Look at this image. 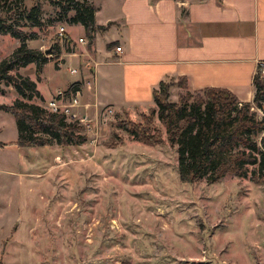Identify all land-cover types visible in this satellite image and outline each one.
<instances>
[{
    "label": "rangeland",
    "instance_id": "1",
    "mask_svg": "<svg viewBox=\"0 0 264 264\" xmlns=\"http://www.w3.org/2000/svg\"><path fill=\"white\" fill-rule=\"evenodd\" d=\"M35 1L44 20L55 16L49 0L24 3ZM59 24L70 25L33 27L37 37L28 44L51 46ZM18 42L0 35V58ZM30 65L23 74L35 80ZM45 76L40 88L48 95L58 83L52 63ZM166 82L171 100L187 91L178 79ZM0 86V103H10L16 91ZM97 118V129L85 130L80 144L19 146L11 142L12 114L0 110V140L8 142L0 145V264H264V181L234 174L215 182L181 178L175 146L150 107L104 118L100 110ZM120 120L149 124L162 139H133Z\"/></svg>",
    "mask_w": 264,
    "mask_h": 264
},
{
    "label": "crops",
    "instance_id": "2",
    "mask_svg": "<svg viewBox=\"0 0 264 264\" xmlns=\"http://www.w3.org/2000/svg\"><path fill=\"white\" fill-rule=\"evenodd\" d=\"M92 2L95 23L104 26L95 30L93 42L88 45L82 24L64 25V38L58 41L60 63L56 66L50 59L39 78L35 74L39 100L45 104L53 91L46 95L40 84L49 63L56 88L77 82L80 110L93 117L105 106L115 111L154 106L152 91L160 80L179 77L186 79L190 91L220 87L251 101L253 75L264 60V0ZM31 63L35 72L33 62L18 72L32 68ZM62 69L68 77L60 74Z\"/></svg>",
    "mask_w": 264,
    "mask_h": 264
},
{
    "label": "trees",
    "instance_id": "3",
    "mask_svg": "<svg viewBox=\"0 0 264 264\" xmlns=\"http://www.w3.org/2000/svg\"><path fill=\"white\" fill-rule=\"evenodd\" d=\"M49 2L57 7L56 14L44 20L37 1L27 7L24 0H0V33H9L19 39L11 52L0 58V83L12 85L17 93L10 103H0V110L12 114L17 137L11 142L19 146L49 145L53 141L60 145H77L87 139L82 125L37 102L36 99H42V96L36 81L18 72V68L33 62L39 78L47 61L53 59L58 65V38L51 43L49 53L30 47L27 40L37 37L33 27L45 29L54 20L80 23L88 45L94 40L95 30L104 27L95 23L92 0ZM22 26H28L30 31L23 30ZM177 79L186 87L185 78ZM252 81L251 101L239 100L230 90L220 87H204L198 91L187 89L177 100H171L166 80H160L153 89L151 113L163 125L165 140L175 146L181 178L215 182L226 174H234L264 181V74L257 70ZM76 86L77 82H73L70 88L76 89ZM253 106L262 111V115L259 116ZM117 126L143 143L154 144L162 139L150 132L149 124L144 126L120 120ZM7 143L0 140V145Z\"/></svg>",
    "mask_w": 264,
    "mask_h": 264
},
{
    "label": "built area",
    "instance_id": "4",
    "mask_svg": "<svg viewBox=\"0 0 264 264\" xmlns=\"http://www.w3.org/2000/svg\"><path fill=\"white\" fill-rule=\"evenodd\" d=\"M58 41L64 38L65 27L63 24H59L56 29ZM80 41H83L82 37H79ZM115 50L121 51V46L116 45ZM58 60V64H59ZM258 68L264 70V60L258 63ZM74 70V69H73ZM80 90L79 88H56L52 95L46 100L45 107L51 111L64 114L65 118L69 121H76L77 124L83 126V131H95L98 126L97 116H90L86 112L80 110ZM113 109L110 106L102 108L101 113L103 118L106 114L112 112Z\"/></svg>",
    "mask_w": 264,
    "mask_h": 264
},
{
    "label": "water",
    "instance_id": "5",
    "mask_svg": "<svg viewBox=\"0 0 264 264\" xmlns=\"http://www.w3.org/2000/svg\"><path fill=\"white\" fill-rule=\"evenodd\" d=\"M50 49H51V46H48V47L44 48L43 51H44V53H49Z\"/></svg>",
    "mask_w": 264,
    "mask_h": 264
}]
</instances>
